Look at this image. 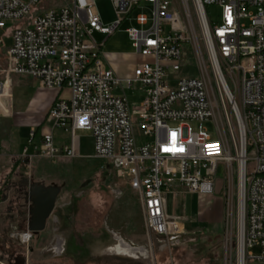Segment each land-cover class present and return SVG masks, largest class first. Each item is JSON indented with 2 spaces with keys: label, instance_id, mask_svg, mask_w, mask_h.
<instances>
[{
  "label": "built area",
  "instance_id": "built-area-1",
  "mask_svg": "<svg viewBox=\"0 0 264 264\" xmlns=\"http://www.w3.org/2000/svg\"><path fill=\"white\" fill-rule=\"evenodd\" d=\"M97 1L62 0L44 8L45 0H0V32L13 24L7 76L25 75L56 91L46 120L70 134L63 148L51 132L44 134L41 154L79 157L76 133L91 132L95 158L111 163L121 184L139 196L148 233L167 240L184 235L187 220L168 213L166 195L180 184L201 198L214 196L219 166L237 162L238 254L243 252L244 264H264V0H111L116 19L109 25ZM211 5L222 9L219 24L210 21ZM136 9L150 11L136 15L135 26L126 30L142 61L131 77H120L102 48ZM196 26L208 50L210 84L181 76L183 49ZM95 33L106 36L103 45ZM138 85L145 98L131 109L123 94ZM210 92L223 104L227 99L238 119L234 156L219 132L213 139L205 126L214 118ZM135 126L150 141L139 145ZM33 235L15 229L11 238L28 248ZM254 247L258 255L251 253Z\"/></svg>",
  "mask_w": 264,
  "mask_h": 264
},
{
  "label": "rangeland",
  "instance_id": "rangeland-1",
  "mask_svg": "<svg viewBox=\"0 0 264 264\" xmlns=\"http://www.w3.org/2000/svg\"><path fill=\"white\" fill-rule=\"evenodd\" d=\"M61 4L62 0H45L43 7H58ZM97 7L104 24L109 25L115 21V8L111 0H98ZM206 11L212 23L221 22L222 9L219 6H208ZM141 12L150 15L148 9L134 10L130 19L123 22L107 41L106 36L94 34L98 45H103L106 41L102 53L109 65H121L126 68L127 64L138 59L126 30L135 26L133 19ZM12 27L13 24L7 23V30L0 32V37L5 36L0 52V82H4L6 78L10 81V90L7 86L3 96L10 98L4 101L0 98V118L1 115L6 116L2 110L6 109L10 113L11 108L10 78L14 75L7 76L6 51L11 45L9 34ZM190 36L183 49L181 76L204 78L210 84L208 50L198 26ZM125 77H131V74ZM19 88L20 86L16 85V100L21 95ZM29 88V91L33 90L32 86ZM123 95H126L133 109L145 98V91L138 85L130 89L125 88ZM210 96L214 118L206 122L205 126L213 139L219 137V132L227 150L234 156V144L238 142L239 133L238 119L227 99L223 104L216 94L210 92ZM135 121L137 124L138 120ZM135 135L139 145L150 141L142 137V131L136 126ZM20 137L29 145V137L24 131L20 132ZM77 137L81 144L79 160L63 158L37 167L24 166L22 174L26 176L31 172L29 180L34 186L57 188L61 196L56 199L52 222L48 223L44 233L38 234V237L31 241L28 248L10 240L8 236L1 242L3 247L18 248L27 252L30 248L33 250L30 256L31 264H239L241 214L240 170L237 162L222 163L219 166L215 175V195L203 198L208 199V202H201L198 197L179 192L169 196L171 214H186L192 217L201 205L209 210L201 215L202 222H186L185 234L180 238L167 240L148 233L139 196L121 184L111 163L93 158L95 149L92 133L79 131ZM55 219L59 220L56 226ZM111 233L119 244L114 241ZM60 239L66 240V249L65 253L57 258L52 249L56 248L55 243ZM123 249L135 250V255L130 256ZM138 249L145 252L138 253ZM116 251L119 252L118 257ZM250 251L254 255L260 253L259 247ZM246 264L258 263L249 261Z\"/></svg>",
  "mask_w": 264,
  "mask_h": 264
},
{
  "label": "crops",
  "instance_id": "crops-1",
  "mask_svg": "<svg viewBox=\"0 0 264 264\" xmlns=\"http://www.w3.org/2000/svg\"><path fill=\"white\" fill-rule=\"evenodd\" d=\"M0 48V52H1ZM142 59L138 56V59L132 63L127 64L126 68L121 65H110L120 77H125L128 74H132L134 67L141 63ZM20 76V78H17ZM12 94L9 105V111L2 110L6 116L0 118V147L2 152L0 154V241L7 238L14 241L11 238L12 233L17 230L26 231L30 230L33 220V197L31 191L34 185L29 180L30 173L23 176L22 169L24 166L28 168L37 167L40 164L54 162L59 159L68 157H59L57 159H50L47 156L41 154V145L43 141V135L51 132L54 137V141L59 148H63L70 142V134L64 132L61 129L54 128L53 124L48 123L46 117L53 107L55 100L58 97V93L54 90H48L41 88L40 84L25 75H14L11 78ZM7 86L10 90L9 78H6ZM16 85L20 86V96L16 100L15 91ZM33 87L32 91H29V87ZM8 90V92H10ZM4 96V95H3ZM4 101L8 97L3 98ZM1 108V106H0ZM35 130V136L31 138V132ZM24 131L29 137V145H26L24 139L20 137V132ZM78 133V132H77ZM76 133V135H77ZM80 143V139H79ZM32 150V151H31ZM80 156L69 159L81 158V144L79 145ZM94 159L95 156H93ZM32 169H30L31 171ZM28 181V184L26 183ZM42 189H47L38 185ZM184 193L186 195H192L198 197L199 200L208 202V199H203L196 194H191L180 184L176 185V191L174 193ZM169 195H166L167 211L172 216L185 217L188 222L198 223L202 222L200 219L204 211L209 210L202 205L194 212L192 217L186 214H171L169 212ZM61 195L58 194L57 198ZM53 214L46 222L53 220ZM55 222V221H54ZM44 231L38 233H44ZM61 242L58 241V246ZM128 250V249H127ZM112 252V249L110 250ZM117 252V251H116ZM119 253V252H117Z\"/></svg>",
  "mask_w": 264,
  "mask_h": 264
},
{
  "label": "water",
  "instance_id": "water-1",
  "mask_svg": "<svg viewBox=\"0 0 264 264\" xmlns=\"http://www.w3.org/2000/svg\"><path fill=\"white\" fill-rule=\"evenodd\" d=\"M57 195L58 189L54 187L42 189L34 186L32 188L31 196L33 197L34 209L32 212L33 220L30 231L34 234L44 231L47 220L54 212ZM18 260L21 262L20 264H23L24 257L16 258V263Z\"/></svg>",
  "mask_w": 264,
  "mask_h": 264
},
{
  "label": "flooded vegetation",
  "instance_id": "flooded-vegetation-1",
  "mask_svg": "<svg viewBox=\"0 0 264 264\" xmlns=\"http://www.w3.org/2000/svg\"><path fill=\"white\" fill-rule=\"evenodd\" d=\"M26 183L28 184V181ZM54 221H55L54 223H56L55 226L58 225L59 220L55 219ZM37 235L38 234H34L32 240H34V238L38 237ZM111 235H112L114 241H117L115 236H114V234L111 233ZM3 241H0V262H2V264H20L21 263L19 261L20 259L18 260L17 263L15 261L16 258H20V257H24L23 264H31L30 263V256H31L33 250H30V248H29L28 249L29 251L27 252V251H24V250L18 249V248H16V249L15 248L6 249L5 247H3V243H1ZM59 242H61L60 245L59 246L57 245L58 244V241H57L55 243L56 244L55 245L56 248L52 249L53 251H55V257H57V258L61 257L65 253V249H66V240L65 239H60ZM118 244H119V242H118ZM26 252H27L28 256H26ZM142 252H145V250L139 251L138 253H142ZM115 254L118 257L119 254L117 252Z\"/></svg>",
  "mask_w": 264,
  "mask_h": 264
},
{
  "label": "bare ground",
  "instance_id": "bare-ground-1",
  "mask_svg": "<svg viewBox=\"0 0 264 264\" xmlns=\"http://www.w3.org/2000/svg\"><path fill=\"white\" fill-rule=\"evenodd\" d=\"M6 87H7V83H6V81L2 84V85H0V98L3 96V95H5V93H6ZM230 99V98H229ZM234 109V108H233ZM227 159H230L231 160V158H229V156H228V158ZM242 171V170H241ZM243 172V171H242ZM242 224V223H241ZM133 249V248H132ZM126 253H128L130 256H134L135 255V250H127V249H123ZM139 250V249H138ZM140 251V250H139ZM239 264H244V261H243V252L241 251V253H240V256H239Z\"/></svg>",
  "mask_w": 264,
  "mask_h": 264
}]
</instances>
